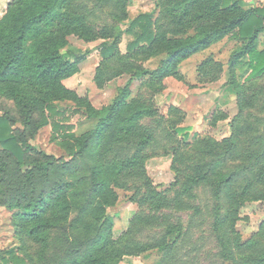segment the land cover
Wrapping results in <instances>:
<instances>
[{
    "label": "rangeland",
    "instance_id": "374dc122",
    "mask_svg": "<svg viewBox=\"0 0 264 264\" xmlns=\"http://www.w3.org/2000/svg\"><path fill=\"white\" fill-rule=\"evenodd\" d=\"M12 1L0 0V21ZM177 1L181 0H125V14L120 11L122 6L115 3L97 7L89 21L97 31L105 29L112 38L122 33L119 55L111 62H102L98 47L104 41L103 32L92 41L77 33L69 35L68 47L89 55L79 65V71L63 81L72 94L53 102L57 114L37 109L29 116L23 115L0 86V115L9 118L19 141L32 147L18 160L0 146V264H97L90 258L100 246H93L92 239L105 217L110 218L111 231L104 234L111 241L128 230L140 208L133 190L116 187L110 170L118 146L124 145L121 135L117 130L108 133L75 159L71 152L77 147L76 138L91 125L85 115L88 105L97 110L110 105L133 73L140 68L156 71L176 41L215 26L218 16L224 21L240 12L232 6L219 10L215 19L192 14L179 23L175 20L176 35L169 34L168 41L153 46L142 42L141 47H133L135 36L125 32L130 22L140 14L154 13V20L170 29L168 17L178 15V10L174 13ZM80 2L93 8L96 1ZM244 3L245 8L264 9V0ZM234 35L226 33L205 49L168 66L167 75L161 79L149 75L134 79L127 111L121 117L127 118L141 106H150L156 112L153 118L145 119L160 125L158 141L165 145L152 148L145 162L153 186L163 189L175 180V143L168 135L178 140L181 151L200 161L208 172L209 183L229 179L222 187L220 203L222 218L233 221L236 235L221 236L232 260L225 262L218 254L220 249L209 229L210 211L216 200L212 187L204 185L198 190V202L204 211L200 222L206 223L205 234L197 229L191 235L193 240L204 238L199 241L204 248L199 253L192 252L187 241L181 245L174 264H238V257L241 264H257L253 258L259 250H249L248 243L264 225V198L253 200L256 192H251L254 187L264 197V76L246 81L249 70L245 61L230 67L231 56L242 45ZM257 47L264 49V33ZM99 65L105 68L101 86L95 79ZM50 159L55 160L54 164L46 165ZM100 181L109 186L93 192ZM136 182H129L131 188L136 187ZM235 190L237 195L232 192ZM101 202L109 205L105 211L100 208ZM182 215L186 226L189 214ZM143 235L150 236L147 232ZM238 240L245 244L241 250L236 246ZM159 259L156 252H150L110 263L157 264Z\"/></svg>",
    "mask_w": 264,
    "mask_h": 264
},
{
    "label": "trees",
    "instance_id": "16d2710c",
    "mask_svg": "<svg viewBox=\"0 0 264 264\" xmlns=\"http://www.w3.org/2000/svg\"><path fill=\"white\" fill-rule=\"evenodd\" d=\"M95 1L93 8L84 5L80 0H13L10 3L7 15L0 21V86L13 98L23 115L29 116L37 109L57 114V105L53 102L72 94L63 81L79 71V65L87 60L89 52H76L69 48V35L77 33L82 39L92 41L103 32L104 41L98 47L102 62H111L119 55V39L122 33L112 38L107 31L105 33V29L97 31L89 17L95 14L97 7L110 3L121 5L120 11L125 14V0ZM232 6L240 9L237 15L224 21L218 16L215 26L205 27L195 36L176 41L169 50L168 57L156 71L149 72L140 68L133 73L110 105L100 110L88 105L85 115L91 125L76 138L77 147L71 152V157L75 159L84 155L95 141L117 130L124 145L118 146L114 163L110 166L114 184L118 188L133 190L140 208L130 221L128 230L116 241H111L104 234L106 230L111 231L110 218L105 217L92 239V245L100 246V250L90 258L91 261L111 264L110 261L118 262L124 256H145L156 252L160 257L157 264H174L182 251L181 245L187 241L192 252L202 251L204 247L199 241H204V238L193 240L191 235L197 229H202L201 235L205 234L203 227L206 223L200 222L204 211L198 202V190L204 185L212 187L216 200L210 211L212 221L209 229L220 249L218 254L225 262L232 260L221 236L236 235L233 221L229 217L223 220L220 203L222 187L229 179L221 178L218 183H209L208 172L203 169L200 161L181 151L178 140L168 135L175 143L172 147L175 180L163 189L153 186L148 179L145 162L151 156L149 151L152 148L165 145H160L158 141L160 125L148 123L145 119L153 118L156 112L150 106H141L127 118H121L127 111V99L134 79L147 75L161 79L167 75L168 66L205 49L226 33H235L234 38L242 41V45L230 58V67L236 68L245 61L249 70L246 81L264 76V49L259 50L257 47L259 36L264 33V9L258 6L245 8L244 0L177 1L174 13L178 10V15L168 17L171 22L170 29L159 25V21L154 20V13H143L130 22L125 32L135 36L133 47H141L142 42L153 46L156 42L168 41L169 34L176 35L174 24L188 16L193 14L195 17L197 14V18L215 19L219 10ZM104 69L99 65L95 76L100 86L104 80ZM0 146L18 160L23 159L25 151L32 150L26 141H19L9 118L3 115H0ZM54 161L50 159L46 165H53ZM95 175H98L97 171ZM130 181L140 183L136 182V187L131 188ZM108 186V183L100 181L95 184L93 192L103 191ZM254 191L256 194L253 200L264 198L262 191L252 187L251 192ZM232 192L237 195L238 190ZM106 206L109 205L100 203V208L104 211ZM183 213H188L190 217L186 226ZM145 232L148 235L152 232V235H143ZM248 244L249 250H259L253 261L264 264V225ZM236 246L241 250L245 244L238 240ZM237 263L241 264L239 257Z\"/></svg>",
    "mask_w": 264,
    "mask_h": 264
}]
</instances>
